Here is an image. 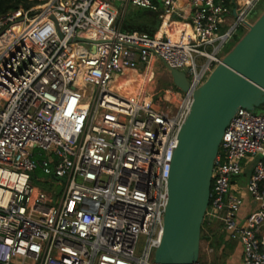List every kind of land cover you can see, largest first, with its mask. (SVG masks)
Segmentation results:
<instances>
[{"label":"built area","instance_id":"1","mask_svg":"<svg viewBox=\"0 0 264 264\" xmlns=\"http://www.w3.org/2000/svg\"><path fill=\"white\" fill-rule=\"evenodd\" d=\"M159 1L48 0L0 16V264H159L193 92L260 0H185L189 20L179 0ZM130 7L167 29L123 31ZM158 59L190 82L176 107L146 90ZM133 71L139 89L116 88ZM204 220L240 242L239 264H264V112L240 107L227 126Z\"/></svg>","mask_w":264,"mask_h":264},{"label":"water","instance_id":"2","mask_svg":"<svg viewBox=\"0 0 264 264\" xmlns=\"http://www.w3.org/2000/svg\"><path fill=\"white\" fill-rule=\"evenodd\" d=\"M166 70L177 88L189 90L185 72ZM263 104L264 11L193 92L171 163L157 263L198 264L213 168L224 132L240 107L255 110Z\"/></svg>","mask_w":264,"mask_h":264},{"label":"rangeland","instance_id":"3","mask_svg":"<svg viewBox=\"0 0 264 264\" xmlns=\"http://www.w3.org/2000/svg\"><path fill=\"white\" fill-rule=\"evenodd\" d=\"M158 4L160 5V10H162L163 5L162 3L158 0ZM115 6L120 9V4L116 3ZM264 11V0H260L257 5L251 10L250 14H249V19L252 22H255L259 16L262 14V12ZM167 24L165 22V25L163 26L166 27ZM229 26V24H226L222 27V31H225L226 28ZM248 27L242 25L240 26L237 31L233 34V36L228 40V42L224 45L221 54L226 55L234 46L235 44L240 40V38H242L245 33L247 32ZM239 38V40H237ZM154 70H153V74L151 76V79L149 80L146 90L147 91H151V90H158L160 92H164V96L162 98H160L159 96H156V101L160 102L163 106L166 105H171L173 107H176L177 103L180 102L184 91L174 87L173 89H168L169 86H171V78L167 73V70L165 69L164 64L162 63L161 60H157L154 63L153 66ZM139 72V71H138ZM138 72H130L128 75L125 74H118L115 76V80H114V85L118 84L119 82H121L123 85H126V89L127 90H131V88H134L135 86L137 87V85H139V80L143 79L141 77V73ZM208 77V76H207ZM206 77V78H207ZM144 80V79H143ZM131 84H128V83ZM143 83V81H142ZM170 93V95H168V93ZM256 113H263L264 112V104L257 107L255 109ZM35 183L38 185H42L44 187H47L46 184L41 183L40 181L35 180ZM50 189V188H49ZM54 191V196L55 198L57 197L58 193L61 191V188H59V186H56V188L53 190ZM205 222H207V220H205ZM205 226H207L205 224ZM216 227H218L216 225ZM224 233V232H223ZM214 241H217L216 238H213ZM229 243L227 244L228 247L226 249L223 250V248L221 247L220 249L218 248H212L211 246H209V242L208 241H201V246H200V256H199V262L198 264H236V262H232L234 259H237L236 257H238V247L240 248V242L238 240H229ZM144 245V241H141L140 243V249L143 248Z\"/></svg>","mask_w":264,"mask_h":264},{"label":"trees","instance_id":"4","mask_svg":"<svg viewBox=\"0 0 264 264\" xmlns=\"http://www.w3.org/2000/svg\"><path fill=\"white\" fill-rule=\"evenodd\" d=\"M47 1L48 0H0V16L21 7L29 8L46 3ZM160 23L161 18L159 12L152 11L148 8L130 7L128 13L121 20L120 25L123 31L138 30L153 35L159 29ZM164 25L165 23H163V26ZM159 33H161V31ZM237 40H239V38ZM41 173V169L39 168L35 172V174ZM205 224L207 226H205ZM213 238H216L217 241H214ZM202 240L208 241L209 246L212 248L215 247L220 249L222 247L223 250L228 247L227 244L229 243L219 226L210 227L205 220L202 225L201 241Z\"/></svg>","mask_w":264,"mask_h":264},{"label":"crops","instance_id":"5","mask_svg":"<svg viewBox=\"0 0 264 264\" xmlns=\"http://www.w3.org/2000/svg\"><path fill=\"white\" fill-rule=\"evenodd\" d=\"M178 5H179V8H181V6H185V7H187V13H186V17H187V19L189 20L190 19V13H191V7L188 5L187 6V3L185 2V0H179V2H178ZM165 29L164 30H166L167 29V26L166 27H164ZM159 31H161V33H162V31H163V28H162V30H161V23H160V26H159V29L157 30V32H159ZM153 70H154V68H153ZM238 252H239V254H238V257H236L237 259H234L232 262H236V264H239L240 263V260H241V248H239L238 247Z\"/></svg>","mask_w":264,"mask_h":264},{"label":"bare ground","instance_id":"6","mask_svg":"<svg viewBox=\"0 0 264 264\" xmlns=\"http://www.w3.org/2000/svg\"><path fill=\"white\" fill-rule=\"evenodd\" d=\"M166 23H167V21H166ZM142 81H144L143 79H141V80H139V85H137V87L135 86L134 88H131V90H129V91H136V90H138L139 89V87H140V85L142 84ZM120 84H122L121 82H119L118 84H116V88H120L119 87V85Z\"/></svg>","mask_w":264,"mask_h":264},{"label":"flooded vegetation","instance_id":"7","mask_svg":"<svg viewBox=\"0 0 264 264\" xmlns=\"http://www.w3.org/2000/svg\"><path fill=\"white\" fill-rule=\"evenodd\" d=\"M171 80V79H170ZM171 85H174V83L172 82V80H171ZM175 86V85H174ZM176 87V86H175Z\"/></svg>","mask_w":264,"mask_h":264}]
</instances>
